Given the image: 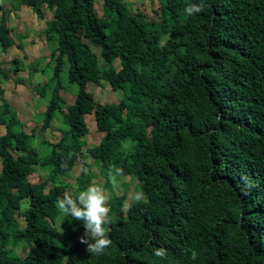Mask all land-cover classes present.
Masks as SVG:
<instances>
[{
  "label": "trees",
  "instance_id": "trees-1",
  "mask_svg": "<svg viewBox=\"0 0 264 264\" xmlns=\"http://www.w3.org/2000/svg\"><path fill=\"white\" fill-rule=\"evenodd\" d=\"M102 1L99 17L94 0H21L38 19L53 12L45 35L57 43L54 87L41 129L57 112L62 128L42 157L0 83V264H264V0H159L158 21L130 14L122 0ZM190 3L204 11L188 16ZM9 33L1 20L3 53ZM65 59L77 93L63 110ZM0 76L7 81L1 68ZM102 83L121 93L118 103L102 105L87 91ZM87 115L103 134L90 148L81 142ZM85 157L107 188L115 165L145 196L130 211L125 193L109 198L112 245L101 255L86 251L82 222L59 219L56 206L69 188L56 180L77 162L72 194L93 183ZM158 247L166 258L153 254Z\"/></svg>",
  "mask_w": 264,
  "mask_h": 264
},
{
  "label": "rangeland",
  "instance_id": "rangeland-1",
  "mask_svg": "<svg viewBox=\"0 0 264 264\" xmlns=\"http://www.w3.org/2000/svg\"><path fill=\"white\" fill-rule=\"evenodd\" d=\"M94 9L99 17H102L105 10L102 0H94ZM128 8V12L132 15H140L145 21L159 20V0H122ZM0 21L3 20L10 30L9 37L13 45L6 53L0 50V68L6 74L7 81L1 79V88L4 91V99L10 104V108L15 112L17 118L21 121L25 129L23 131L33 132L36 136L35 141L31 142V146L37 149V152L43 157L50 150L48 146L43 144L45 141L55 143L60 137L58 127L61 126L60 113L55 114L52 122L53 127L42 130L44 122V113L49 106L51 99V91L54 87L50 84L53 68L55 65L51 54L57 46L56 40L48 43L45 30L53 20V12L44 11V18L38 19L37 16L25 5L21 0H0ZM96 50V49H95ZM16 60V63L14 62ZM101 63V61H100ZM102 64V63H101ZM115 67L119 68V62H115ZM21 69L14 71L15 67ZM69 64L64 60V67L60 74V82L62 89L60 97L63 101V110L68 105L74 103L77 93V86L68 83ZM47 85V87H45ZM87 91L91 93L94 100L100 104L118 103L121 97L120 92L111 90L108 84L102 83L101 86L87 85ZM2 100L0 99V105ZM88 134L81 140L86 143V148L98 145L102 138L101 133L96 129V122L93 115L86 116ZM5 134V129L0 127V135ZM84 148V151H86ZM86 154V153H85ZM89 165L92 166L93 183L104 187L106 194L109 196H121L126 194L127 201L124 206L132 202L129 197L140 191L138 182L133 177L122 175L117 177V182L113 183L108 179L109 188L106 187V181L101 177L99 169L93 165V161L89 157H85ZM82 165L77 162L73 169L57 178L56 183L67 184L68 192L73 193L75 188V180L81 173ZM1 170V163H0ZM48 172L49 169H46ZM46 174H35L30 177L31 183L42 181ZM144 200V199H143ZM61 214L59 219L61 218ZM20 227H24V221L21 217H17ZM22 246L18 245L16 251L21 253Z\"/></svg>",
  "mask_w": 264,
  "mask_h": 264
},
{
  "label": "clouds",
  "instance_id": "clouds-1",
  "mask_svg": "<svg viewBox=\"0 0 264 264\" xmlns=\"http://www.w3.org/2000/svg\"><path fill=\"white\" fill-rule=\"evenodd\" d=\"M204 11L203 3H190L185 8L188 16L199 14ZM87 173V169H83ZM108 176L113 183L117 182V177L121 176L122 169L115 165L110 166ZM145 198L142 190L133 193L129 200L140 202ZM109 196L104 187L90 183L84 190L78 191L76 195L66 191L57 198L56 206L61 216H71L76 221H80L84 227V234L79 238L81 244L86 245V251L92 255H101L111 247L112 240L109 237L111 224V208L108 205ZM132 203H128L125 211H130ZM168 250L164 247L154 249L153 254L161 259L166 258ZM191 258L197 259V253L192 252Z\"/></svg>",
  "mask_w": 264,
  "mask_h": 264
}]
</instances>
